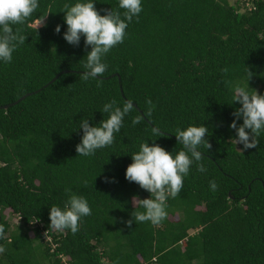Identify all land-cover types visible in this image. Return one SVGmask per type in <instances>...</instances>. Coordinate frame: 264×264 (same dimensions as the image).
<instances>
[{
  "label": "trees",
  "instance_id": "16d2710c",
  "mask_svg": "<svg viewBox=\"0 0 264 264\" xmlns=\"http://www.w3.org/2000/svg\"><path fill=\"white\" fill-rule=\"evenodd\" d=\"M249 1L143 0L139 20L105 57L108 70L88 81L90 46L63 38L62 10L75 0H40L15 26L25 44L0 64V264H264V134L244 150L230 127L240 107L233 85L247 84V69L250 91L264 94V0ZM118 4L95 0L101 14H122ZM129 99L134 110L114 143L79 156V120L99 124L106 102ZM190 125L208 128L211 147L199 149L207 171L192 166L161 224H136L135 200L150 193L125 178L131 154L146 140L183 150L175 131ZM154 126L164 135L155 139ZM73 193L92 214L76 234L52 229L50 207Z\"/></svg>",
  "mask_w": 264,
  "mask_h": 264
},
{
  "label": "clouds",
  "instance_id": "9594fccd",
  "mask_svg": "<svg viewBox=\"0 0 264 264\" xmlns=\"http://www.w3.org/2000/svg\"><path fill=\"white\" fill-rule=\"evenodd\" d=\"M118 6L123 10L122 14L113 9L101 14L95 6V0H75L74 3L65 4L63 7V19L67 26L63 38L69 44L78 46L83 37L85 46H90L91 49L85 56L83 68L86 71L81 75L85 81L97 80L108 70L105 57L114 47L124 42L129 24L134 19L139 20L143 11V0H119ZM39 7L40 0H0V64H10L16 50L25 44L26 36L15 26L24 24ZM55 31L60 33L61 25L58 24ZM252 75L247 69V84L237 82L232 89V104L238 103L240 107L235 109V119L230 127L235 131L236 145H242L244 150L256 148L260 135L264 134V94L256 90L250 91L252 88L249 87L248 81ZM147 103L151 104V100ZM133 110L131 99L122 105L112 100L106 102L100 110L107 114L108 118L102 119L99 124H91L88 118L90 116L82 117L77 127L83 132L80 143L76 145L78 155L90 157L95 155L97 150L111 146L116 134L124 127L125 117ZM148 114L151 115V112ZM241 118L243 122L238 126L237 121ZM140 122L139 116L132 120L133 125ZM151 134L156 139L164 135V132L154 126ZM206 134V125L178 128L175 135L183 150L168 151L159 144H150L149 140H146L139 145L138 151L131 154L132 162L126 168L125 178L150 193V198L140 199L135 203V210L131 215L136 224H161L167 216L169 198L180 194L184 178L190 174L192 166L195 164L201 173L207 171L199 150L205 143L211 147ZM209 187L215 191L218 185L215 180H210ZM91 214L88 200L73 193L63 207H50L49 227L59 231L69 230L76 234L83 218ZM131 223L132 221H129V224ZM2 234L3 228L0 227V235Z\"/></svg>",
  "mask_w": 264,
  "mask_h": 264
},
{
  "label": "water",
  "instance_id": "95a60500",
  "mask_svg": "<svg viewBox=\"0 0 264 264\" xmlns=\"http://www.w3.org/2000/svg\"><path fill=\"white\" fill-rule=\"evenodd\" d=\"M64 73L65 72H67V71H63ZM57 77H58V75L53 79V80H51L50 82H49V84L50 83H52L55 79H57ZM48 85V84H47ZM46 85V86H47ZM38 92V91H37ZM32 93H29V94H26V95H24V96H22L19 100H17L16 102H14V104H16L17 102H19L20 100H23L25 97H27V96H29V95H31ZM8 107V105L7 106H3L2 108H7Z\"/></svg>",
  "mask_w": 264,
  "mask_h": 264
},
{
  "label": "rangeland",
  "instance_id": "374dc122",
  "mask_svg": "<svg viewBox=\"0 0 264 264\" xmlns=\"http://www.w3.org/2000/svg\"><path fill=\"white\" fill-rule=\"evenodd\" d=\"M39 24H40V22H36L35 23V26H40L41 24L40 25ZM135 203H136V200H135ZM9 222L12 224V226H14L15 224H17L14 216L9 217Z\"/></svg>",
  "mask_w": 264,
  "mask_h": 264
},
{
  "label": "built area",
  "instance_id": "2783aa9c",
  "mask_svg": "<svg viewBox=\"0 0 264 264\" xmlns=\"http://www.w3.org/2000/svg\"><path fill=\"white\" fill-rule=\"evenodd\" d=\"M247 6L250 8L251 7V3H250V1L248 2V0H247ZM64 260H66L65 258H64Z\"/></svg>",
  "mask_w": 264,
  "mask_h": 264
}]
</instances>
